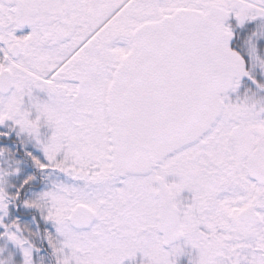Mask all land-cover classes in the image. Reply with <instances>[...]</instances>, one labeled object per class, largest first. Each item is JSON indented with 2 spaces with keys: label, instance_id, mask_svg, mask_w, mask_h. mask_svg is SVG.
Here are the masks:
<instances>
[{
  "label": "snow or ice",
  "instance_id": "obj_1",
  "mask_svg": "<svg viewBox=\"0 0 264 264\" xmlns=\"http://www.w3.org/2000/svg\"><path fill=\"white\" fill-rule=\"evenodd\" d=\"M0 264H264V0H0Z\"/></svg>",
  "mask_w": 264,
  "mask_h": 264
}]
</instances>
